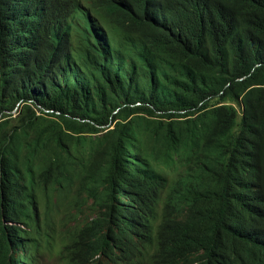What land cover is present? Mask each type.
Instances as JSON below:
<instances>
[{
  "label": "trees",
  "instance_id": "obj_1",
  "mask_svg": "<svg viewBox=\"0 0 264 264\" xmlns=\"http://www.w3.org/2000/svg\"><path fill=\"white\" fill-rule=\"evenodd\" d=\"M125 191L264 260V0H0V207L45 249Z\"/></svg>",
  "mask_w": 264,
  "mask_h": 264
},
{
  "label": "clouds",
  "instance_id": "obj_2",
  "mask_svg": "<svg viewBox=\"0 0 264 264\" xmlns=\"http://www.w3.org/2000/svg\"><path fill=\"white\" fill-rule=\"evenodd\" d=\"M132 198L125 191L112 208L84 211L70 223L74 234L56 232L57 242L45 249L38 243L41 228L32 229L2 205L0 264H264L250 252L251 231L244 227L224 226L220 239L207 246L183 236L158 238Z\"/></svg>",
  "mask_w": 264,
  "mask_h": 264
},
{
  "label": "bare ground",
  "instance_id": "obj_3",
  "mask_svg": "<svg viewBox=\"0 0 264 264\" xmlns=\"http://www.w3.org/2000/svg\"><path fill=\"white\" fill-rule=\"evenodd\" d=\"M132 247V246H131Z\"/></svg>",
  "mask_w": 264,
  "mask_h": 264
}]
</instances>
